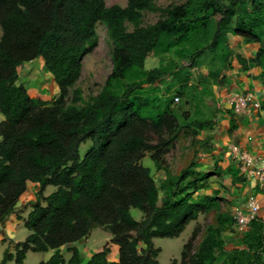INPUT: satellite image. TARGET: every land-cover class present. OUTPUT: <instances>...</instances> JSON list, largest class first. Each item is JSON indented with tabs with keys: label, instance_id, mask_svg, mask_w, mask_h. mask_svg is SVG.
<instances>
[{
	"label": "trees",
	"instance_id": "1",
	"mask_svg": "<svg viewBox=\"0 0 264 264\" xmlns=\"http://www.w3.org/2000/svg\"><path fill=\"white\" fill-rule=\"evenodd\" d=\"M145 12L161 17L144 25ZM99 23L114 46L113 71L101 92L80 106L82 92L75 86L85 56L98 45ZM0 28V112L5 117L0 123V225L15 212L29 183L41 187L25 221L28 237L16 243L14 254L6 250L0 264H24L29 252H53L39 264H82L78 244L96 228L112 235L119 260L108 259L107 244L85 264H161V249L153 240L179 237L201 213L212 212L216 223L197 246L199 230L193 231L180 264H264V222L253 220L239 247L227 252L222 233L235 220L223 218L226 199L219 192L199 195L206 185L190 179L193 163L176 176L166 173L162 196L142 165L152 153L163 169L161 158L180 129L174 98L164 107L156 94L171 75L162 57L173 53L196 66L218 48L221 37L235 33L258 48L254 58L240 62L261 68L264 80V0H187L165 8L155 0H128L125 7H108L105 0H0ZM151 56L161 64L147 70ZM34 60L59 89L52 102L19 83L21 66ZM89 140L92 145L81 158L80 147ZM48 186L56 190L45 196ZM133 208L143 213L141 221L132 217ZM63 247L71 254L68 260Z\"/></svg>",
	"mask_w": 264,
	"mask_h": 264
},
{
	"label": "crops",
	"instance_id": "2",
	"mask_svg": "<svg viewBox=\"0 0 264 264\" xmlns=\"http://www.w3.org/2000/svg\"><path fill=\"white\" fill-rule=\"evenodd\" d=\"M1 34L2 31L0 28V36ZM226 43H228L230 49L223 58V61L226 62V67L219 66L214 69V67L211 68L212 65H206V67L203 65L201 68L205 78L204 80L210 86L209 88L201 87L200 90L203 96L198 102L193 101L195 106H199V109L196 110L197 117L194 124L200 128V132L197 135L201 140H199L200 144L197 146L199 153L195 161L197 167L195 166V169L193 168V171L196 173L193 172L194 175L192 174L190 179L198 180L197 184L199 185H207L208 180L211 179V181L215 182V185H233L235 188H239L242 193L241 195L245 199V208L248 207L251 201L257 202L259 205L257 219L264 222V178L261 179L252 175L249 168L240 162L237 159L236 153L232 151V147H238L241 152H247L255 156L264 155V80L260 76L262 69L251 66L249 63L245 65L240 62L241 58L247 62L249 59L254 58L258 48L244 44L238 36H232ZM155 68L158 67L155 66L153 69ZM41 71L44 70L40 60H34L24 64L20 68L19 83L29 88L26 83L38 79L36 73ZM190 72L192 73V70ZM44 73L51 76L47 71H44ZM187 76L185 79L189 83L188 86L191 87L192 80L189 82L188 80L193 78V75L188 74ZM220 81H223V83H220ZM53 83L56 89L53 95L59 96V89L55 82ZM39 89L42 90L43 88L39 86ZM186 90L188 91L189 88ZM44 91H41L38 96L29 92L33 96L45 101L51 100L50 98H43L45 96ZM249 93H253L255 97L245 110L236 111L235 107L228 102L231 96L246 95ZM179 118L180 120H185L182 116H179ZM4 119L5 117L0 112V123ZM163 177L164 182L167 178L166 172L163 174ZM216 179H220L218 180L219 183H217ZM48 187L44 192L45 196L51 194H46ZM40 188V185L37 183H29L26 192L21 196L17 204L15 212L3 225H0V251L3 252V255L6 250L14 254L16 243L23 242L28 237V230V233L20 230L21 237L17 236L19 235L18 228L20 225L25 227V221L32 211V206L37 201V194ZM203 189H200V191ZM216 191H213L212 194ZM212 194L207 193L205 195ZM247 232L248 230L242 232L244 233L242 238ZM85 241L87 242L88 239L82 241L81 244L86 243ZM79 245L80 243L78 244V248L81 253L82 263L87 262L97 252V250L86 249L84 244L83 247ZM109 247L111 251L108 259L114 262L118 261L119 246L109 242ZM85 250L86 257L84 258L83 254ZM47 253L49 256L48 261L53 255V252Z\"/></svg>",
	"mask_w": 264,
	"mask_h": 264
},
{
	"label": "rangeland",
	"instance_id": "3",
	"mask_svg": "<svg viewBox=\"0 0 264 264\" xmlns=\"http://www.w3.org/2000/svg\"><path fill=\"white\" fill-rule=\"evenodd\" d=\"M108 7L119 5L125 7L128 3V0H105ZM187 0H155L156 4L160 7H168L171 5H182ZM160 13L157 12H145L144 13V25H151L156 23L160 19ZM127 28L131 31L133 26L127 23ZM97 35H98V45L95 50L85 56L83 60V69L82 75L76 84L75 88H78L82 92V102L79 103L80 106H84L92 101L102 90L103 85L105 84L108 76L113 71V62H112V54L114 51V46L112 41L110 40L107 32V28L104 24L99 23L97 25ZM232 36H236L235 33H229L227 36L220 38V43L217 49L206 52L199 60L196 66L191 65V61L188 58H179L177 55L173 53H168L162 57V62L165 67L170 69L171 75L166 76L161 82L160 86L158 85L159 91L156 92L157 96L161 98V104L165 107V105L169 102L170 98H174V104H172V108L179 113V116L185 118V120H180V129L178 131V137L175 143L168 149V152L164 157L161 158L163 161L164 167L159 171L156 167L155 162L151 159V154L148 153L146 157L142 160V165L148 169H150L152 176L154 177L157 186L160 190V194L164 193L162 190L163 184V174L168 172L171 175H178L183 169L187 168L191 163L194 165L195 169V161L198 158V150L197 146L200 144L198 137V133L200 132V128L197 127L194 122L196 121L197 113L196 110L199 109V106H195L193 101L198 102L200 98L203 96L201 93V87L210 86L209 83L205 82V78L201 71L203 65H212L211 68L214 67L216 69L219 66H225L226 62L223 61L224 56L227 52H229L228 42L229 38ZM256 55V54H255ZM162 63V64H163ZM160 60L159 58H155L151 56L146 62V69H153L155 66L159 67ZM192 70V73L190 72ZM188 74H192V86L189 87L186 77ZM217 75L216 73H213ZM35 81L31 80L26 83L27 88L33 95L38 96L41 91L45 89V96L43 98H50L48 102H52L55 97L54 96L55 88L54 81L50 75L44 73V71L36 73ZM219 78V77H218ZM218 80V79H217ZM46 82V83H45ZM45 83V84H43ZM186 83V87L183 89L182 96L178 95V92L181 91V87ZM223 83V81H220ZM43 84V85H42ZM41 86L43 89H39ZM171 87V92H168L167 88ZM189 88L187 91L186 89ZM147 88L146 90H149ZM41 90V91H40ZM74 89L71 90V92ZM186 93V94H185ZM43 96V95H42ZM54 96L53 98H51ZM176 96H179L180 101L175 103ZM185 97V100H184ZM72 94L68 97V102H71ZM154 104H158V101ZM153 103L151 105H154ZM194 124V125H193ZM204 125V124H202ZM92 142L89 140L83 143L80 147V156L84 158L88 149L91 147ZM197 167V166H196ZM193 170V169H192ZM196 173L195 171H193ZM193 173V175H194ZM193 178V177H192ZM217 180V179H216ZM215 180V181H216ZM220 180V179H218ZM217 180V183L219 181ZM187 182L181 184V187L185 186ZM206 185V184H205ZM56 190L55 187L49 186L46 194H50ZM217 190L220 193V197L226 199V203L223 207V218H229V222H231L232 218L234 219V215L236 210L245 208L246 203L245 199L241 195V191L239 188H235L233 185H224L217 184L208 180V184L206 187L199 192V195L203 194H212L213 191ZM131 215L136 221H141L143 219V213L138 209H131ZM235 220V219H234ZM216 223L215 214H203L201 213L198 216L196 221L191 222L186 230L176 238H155L153 240L154 246L156 248L161 249V253L158 257V260L161 264H170L173 261H177L178 264L181 263L182 253L184 251V246L188 243L191 238L193 231L195 229L199 230L198 239L195 243V246L204 238L206 234V229L209 225H213ZM236 225L228 224L227 229L222 233L223 239L226 241L225 250L227 252H231L234 249L239 247L238 241L242 239L244 233L239 232L235 228ZM20 230L27 232L25 227L18 228L17 236L21 237ZM232 232V234H230ZM236 232V234H235ZM236 235V236H235ZM233 237V239H232ZM112 235L103 230L102 228H96L93 230L92 234L88 238L86 243H80L79 246L83 247L85 245L86 249L91 250H99L104 248L111 241ZM62 252L65 258L68 260L71 256L67 251V247H63ZM47 252H29L27 254V258L24 264H39L40 262L47 261L48 259ZM83 257H86V250L83 254ZM3 259V252L0 251V263ZM86 263V262H85ZM82 263V264H85ZM8 264H15V262H10Z\"/></svg>",
	"mask_w": 264,
	"mask_h": 264
},
{
	"label": "built area",
	"instance_id": "4",
	"mask_svg": "<svg viewBox=\"0 0 264 264\" xmlns=\"http://www.w3.org/2000/svg\"><path fill=\"white\" fill-rule=\"evenodd\" d=\"M254 94L231 96L228 102L235 107L236 111H242L248 108L249 103L254 99ZM180 101L179 97L175 98V103ZM232 151L236 153L237 159L249 168L252 175L261 179L264 178V155L255 156L247 152H241L238 147H232ZM259 205L255 201H251L247 208L238 209L235 212V228L239 232L248 230L250 223L257 219Z\"/></svg>",
	"mask_w": 264,
	"mask_h": 264
}]
</instances>
